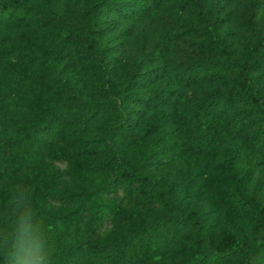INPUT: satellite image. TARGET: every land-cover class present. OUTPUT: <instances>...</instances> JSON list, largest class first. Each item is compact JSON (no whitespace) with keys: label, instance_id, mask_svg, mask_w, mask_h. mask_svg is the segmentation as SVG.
Here are the masks:
<instances>
[{"label":"rangeland","instance_id":"1","mask_svg":"<svg viewBox=\"0 0 264 264\" xmlns=\"http://www.w3.org/2000/svg\"><path fill=\"white\" fill-rule=\"evenodd\" d=\"M21 1L31 7L34 17L28 23L0 31V109L29 114L46 104L55 112H69L90 99L103 113L108 99H113L110 82L134 84L131 90L141 97L154 89L167 94L156 107L143 109L127 128L122 138L127 160L122 168L143 175L149 182L148 190L179 198L176 205L180 211L169 202H142L135 195L136 188L131 195H119L115 197V217L110 225L100 228L84 219L67 226L72 240L81 246L78 261L117 232L140 228L160 218L172 226L175 215L195 209L203 214L198 219L203 226L196 231L185 227L169 252L156 247L146 253L147 259L141 264H178L191 259L213 248L218 232L228 227L242 233L243 243L236 241L224 247L219 264H241L243 258L246 264H264V226L221 200L227 185L219 177L226 167L236 174L246 173L245 193L258 199L264 212V153L248 138L257 122L251 123L250 119L264 112V69L238 76L232 71L214 81L182 82L176 75L193 60L214 56L197 47L195 41L201 34L191 27L206 26L215 37L227 38L237 52L250 33L239 21L248 0H187L193 11L178 6L175 0L163 4L144 0L149 7L145 14L138 15L134 13L144 8V1L119 0L124 6L122 11L92 10L90 5L97 0ZM253 22L256 32L264 37V7L253 16ZM93 26L97 27L95 31H91ZM89 46L103 49L104 54L95 56L94 51H88ZM31 60L32 66L27 68ZM147 72L149 77L145 76ZM238 87L248 88L252 101L233 105L221 117L204 114L195 104L197 96L227 94ZM129 104L121 103L126 108ZM173 106L189 120V133H184L173 118ZM153 113L159 116L157 124L150 123ZM236 120L244 121V125L235 124ZM216 123L221 126L219 136L213 129ZM186 147H200L204 153L194 157L183 151ZM76 148L61 135L48 140L33 164L0 175V199L11 194L15 185H28L43 217L47 211L64 206L44 204L42 200L44 192L55 183L79 188L105 183V171L88 167L103 159L101 153L81 154ZM57 153L63 157L53 156ZM10 208L8 202L1 201L0 217L5 219ZM188 218L197 221L194 215ZM207 224L210 231L205 228ZM141 255L139 244L135 257Z\"/></svg>","mask_w":264,"mask_h":264},{"label":"trees","instance_id":"2","mask_svg":"<svg viewBox=\"0 0 264 264\" xmlns=\"http://www.w3.org/2000/svg\"><path fill=\"white\" fill-rule=\"evenodd\" d=\"M152 1L155 4H163L167 0ZM175 1L178 6L193 11V6L188 4L187 0ZM148 7L149 2L145 4L144 1V8L139 7L134 14H145ZM263 7L264 0H248L244 4L239 21L250 33L240 43L237 52H234L227 38L215 37L206 26L197 29L191 27L190 30L201 34V37L195 41L197 47L213 52L214 56L207 60H193L185 69L176 72L177 78L182 82L200 79L214 81L227 76L232 71H235V75L238 76L264 69V37L256 32L253 22V16ZM90 8L92 10L112 8L122 11L124 6L119 0H97L90 5ZM33 17L31 7L23 1L0 0V31L28 23ZM96 28L93 26L91 31H95ZM91 47L89 46L88 51H94L95 56L104 54L103 49H90ZM31 66L32 60L26 64L27 68ZM148 73L145 76L149 77ZM133 85L129 82L125 84L110 82L109 89L112 91L113 99H108L103 113L97 110L95 103L90 99H84L82 106L69 112H55L41 103L40 110L29 114L12 113L9 109H0V175L11 168L24 169L33 164L45 143L57 135L65 137L78 148L76 149L81 154L101 153L103 157L100 162L88 167L93 171H105L108 176L105 183L91 188L55 183L42 195L44 204H64L59 209L47 211L42 217L53 253L51 264H141L147 259L146 253L153 251L156 247L169 252L175 238L184 231L185 227L196 231L203 226L198 220L203 217V214L190 209L182 215L181 213L175 215L172 226H168L160 218L145 222L140 228L117 232L98 243L92 254L84 256L81 262L78 261L81 246L72 240L73 237L67 226L84 219L91 224L99 225L100 228L110 225L115 217V197L119 195H131L132 190L136 188L135 195L142 202L157 205L169 202L180 211L176 205L179 198L148 190L149 182L143 175L138 176L131 170L122 168L127 160V152L122 140L127 128L143 109L149 106L156 107L167 98V94L161 89H154L147 97L138 96L131 90ZM251 101V91L245 87H238L227 94L216 92L197 96L195 104L204 114L221 117L225 112L230 111L233 105ZM125 102H131V104L126 108L121 105ZM172 116L179 122L184 133L190 132L191 124L182 110L173 106ZM256 117L250 119L251 123L255 120L257 122L255 130L248 138L250 143L264 153V112ZM150 120L151 124H157L159 116L153 113ZM238 122L239 125H244V121L240 120H236L235 124ZM213 129L219 136L221 126L218 123L213 124ZM183 151L194 157L204 153L200 147H186ZM53 156L63 157V154L57 153ZM219 177L227 185L226 191L220 195L221 200L227 202L235 212L242 215L249 214L257 223L264 226V212L259 206L258 199L245 193L246 173L236 174L226 167ZM1 201L12 205L11 194L1 197L0 204ZM188 215L196 216L197 221H190ZM205 228L208 231L212 229L209 224L205 225ZM8 235L9 226L5 223V219L0 217V264H5ZM236 241L243 243L242 233L238 229L228 227L218 232L213 248L203 250L198 256L178 264L222 263L224 258L222 250ZM139 244L142 255L136 258L135 251ZM241 264H246L245 258L241 260Z\"/></svg>","mask_w":264,"mask_h":264},{"label":"clouds","instance_id":"3","mask_svg":"<svg viewBox=\"0 0 264 264\" xmlns=\"http://www.w3.org/2000/svg\"><path fill=\"white\" fill-rule=\"evenodd\" d=\"M11 201L5 217L9 226L5 264H51L53 253L47 227L34 204L32 188L15 185L11 189Z\"/></svg>","mask_w":264,"mask_h":264}]
</instances>
